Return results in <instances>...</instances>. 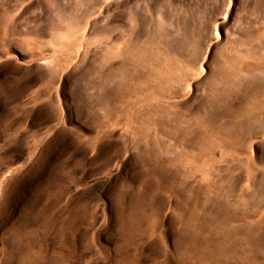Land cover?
<instances>
[{
	"label": "rangeland",
	"instance_id": "rangeland-1",
	"mask_svg": "<svg viewBox=\"0 0 264 264\" xmlns=\"http://www.w3.org/2000/svg\"><path fill=\"white\" fill-rule=\"evenodd\" d=\"M0 264H264V0H0Z\"/></svg>",
	"mask_w": 264,
	"mask_h": 264
},
{
	"label": "bare ground",
	"instance_id": "bare-ground-1",
	"mask_svg": "<svg viewBox=\"0 0 264 264\" xmlns=\"http://www.w3.org/2000/svg\"><path fill=\"white\" fill-rule=\"evenodd\" d=\"M228 9H229V6H228V8H227V11H228ZM226 13V12H225ZM228 13V12H227ZM216 34V33H215Z\"/></svg>",
	"mask_w": 264,
	"mask_h": 264
}]
</instances>
